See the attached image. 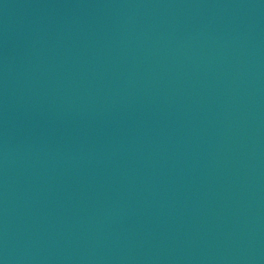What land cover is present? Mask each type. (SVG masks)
I'll list each match as a JSON object with an SVG mask.
<instances>
[{"label":"water","instance_id":"95a60500","mask_svg":"<svg viewBox=\"0 0 264 264\" xmlns=\"http://www.w3.org/2000/svg\"><path fill=\"white\" fill-rule=\"evenodd\" d=\"M0 264H264V0H0Z\"/></svg>","mask_w":264,"mask_h":264}]
</instances>
